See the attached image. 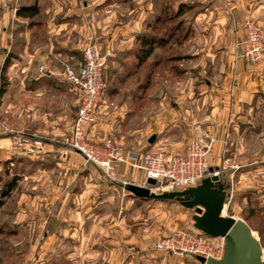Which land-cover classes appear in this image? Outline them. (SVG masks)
Returning <instances> with one entry per match:
<instances>
[{
	"label": "rangeland",
	"instance_id": "374dc122",
	"mask_svg": "<svg viewBox=\"0 0 264 264\" xmlns=\"http://www.w3.org/2000/svg\"><path fill=\"white\" fill-rule=\"evenodd\" d=\"M83 1H78L76 7L78 11L75 15H71L69 20L78 21L76 24L85 27V30L83 33H77L80 36L79 41H74L75 43H72L69 49L59 52L56 49L52 51L49 46L53 36L46 33L45 23L50 21L48 17L39 18V15L38 17L36 15L33 18H26L17 14L20 6L34 3L38 5L41 13L42 5L39 0H0V153L3 150H9L12 154L8 160L0 161L2 179L0 182V200H2L0 264H176L178 259L189 260L190 264H198L193 255L178 257L156 247L160 239L173 233L196 232L193 209L170 201L136 198L130 194L126 188L127 185L122 184V181L106 175L90 164L94 168V174L91 178H87L80 194L70 193L74 187L66 192L61 173L46 169L47 165L42 163L53 162L51 159L40 161L41 169L47 172L45 170L38 172L35 162L38 155H31L26 148L17 147L19 139L23 136L42 135L31 134L25 130L17 131L11 125L15 103L23 102L25 115L30 110L29 97L21 100L15 98V93L21 88L22 91L29 92L33 85V77L43 76L51 72V68L54 67L55 73L76 89L79 110L81 93L68 79L67 68L79 69L84 59L83 50L89 44H97L103 53L108 55L103 76V98L110 84L117 90H122L121 92L134 90L136 87L137 90L150 87L151 96L164 87L163 92L168 106L166 109L169 108L167 110L169 111L171 107L169 101H176V96L180 93L174 86L180 87L182 93L193 92V95H189L191 97L186 95L187 97L180 101L178 109L181 115L177 117L178 125L173 127V133L169 134L165 138L166 141L156 149L142 152L185 150L193 140L198 138L192 136L193 124L201 125L200 136L207 131H211L214 135L215 127L211 125L209 118L206 119L211 110H194L193 106L197 102L195 96L199 92L197 86H200L199 83L203 85L205 83L206 75L203 71L208 70V75L220 77L221 65L218 64L219 62L213 64L211 60L216 53V59L222 60L224 52L219 47L223 48L226 45L222 42L206 44L205 36L209 32L201 29L199 34L194 29L195 14L201 10L200 8L208 7L206 3L195 2V0H149V3H143L142 0H102L101 3H96L97 0H85L89 3L85 7ZM147 4L150 17L140 29L137 46L133 48V51L135 55H138L140 48L145 46L142 39L146 35L162 37L164 44L154 47L149 59L140 60L138 55L140 68L137 71V78L127 81L125 80L127 73L117 75V66L112 63L125 51L122 49L120 53L116 51V47H112L110 41L99 38L93 32L94 24L96 28H101L102 32L105 29H114L116 21L126 23V17L122 19L125 12H140L142 6L146 7ZM114 12L119 13L118 18L112 14ZM253 19L260 26L264 41L263 28L258 20ZM38 20L45 27H43V34H39L37 39L36 46L39 45L40 51L36 50V46H29L30 36L26 34ZM244 21L241 25L242 33L240 35L235 33L237 38L234 36L236 40L230 47L233 49L235 62L245 61L235 52L237 41L245 35L242 28ZM77 37V35L75 38L73 34L71 35L73 40H77ZM206 46V50H200ZM216 48L220 52L216 51ZM59 53L62 55H58ZM205 53H209L210 56ZM199 61L203 64L198 63ZM208 61L212 64L211 67L208 64L210 68L207 67ZM110 72L118 76L116 82L120 80L119 83H108ZM157 80L163 83H157ZM150 104L152 107L153 101ZM206 125H210L212 130L206 128L203 130ZM157 129L158 127L155 126L150 132ZM170 129L167 127L160 131L154 143L159 137L162 139V135H167L172 130ZM3 137H7L8 140L4 141ZM45 140L48 142L47 138ZM221 144L217 140L216 160L213 164L220 168V177L227 178L232 184L223 213L241 218L249 224L261 242L264 258V177L253 169L261 163H254L248 168L250 173L243 177L238 173L237 168L235 169L238 166L236 160L231 158L228 164L223 160L225 150ZM251 144L250 147L253 149L255 144ZM47 145L48 143L46 147ZM260 147L259 150L264 157V139ZM62 149L58 151L60 155ZM12 179L16 182L14 187L3 196L4 183ZM115 181L122 182V187H114ZM76 186L75 191H77ZM150 187L157 192L163 190L157 185Z\"/></svg>",
	"mask_w": 264,
	"mask_h": 264
},
{
	"label": "crops",
	"instance_id": "0c3cea01",
	"mask_svg": "<svg viewBox=\"0 0 264 264\" xmlns=\"http://www.w3.org/2000/svg\"><path fill=\"white\" fill-rule=\"evenodd\" d=\"M79 0H39L41 3V13L39 18L48 17L49 22L43 23L38 20L33 27H30L26 34L29 37V46L34 47L38 43V35L43 34V29L52 37L49 46L56 51L62 52L70 48L74 41H79L80 36L77 33H83L85 27L76 24L78 21H70L69 17L77 13V3ZM102 0L95 1L101 3ZM139 1V0H133ZM143 3H149V0H142ZM117 2V1H112ZM195 2L206 3L208 7H202L195 14L193 26L197 33L201 34V29L209 32L206 37V44L211 42L219 44L226 43L223 48L219 49L224 52L222 60L216 59L213 54L214 62L221 65L220 77L208 75V70H204L206 75L204 85L199 83V92L196 96L197 102L193 104L194 110H211L206 119H210L211 125L215 128L214 136L219 140L223 147V160L226 164L233 158L238 162L237 171L244 177L254 163L260 164L254 166V171L264 177V157L259 150L260 143L264 139V59L256 64L245 61H234L233 49L231 45L234 40L235 33H242L241 25L244 19L253 17L259 21L264 31V0H195ZM85 0L83 6H88ZM211 5V8L209 6ZM149 6H142L140 12L127 11L123 14L126 17V23H114V29L101 31L94 24L93 32L108 42L112 47H116V51H125L115 58L117 75L126 74L125 80L137 78L139 67L138 55H135L133 48L137 46V36L140 29L143 28L144 22L150 17ZM115 18H118V12H114ZM37 15V17H38ZM81 15V13H80ZM101 15V14H98ZM113 16V17H114ZM60 19L59 21H56ZM98 25V23H97ZM44 27V28H43ZM99 27V26H98ZM101 27V26H100ZM78 31V32H77ZM77 35V40H73ZM237 38V36H236ZM35 41V42H34ZM28 43V41H27ZM45 44V43H44ZM230 45V46H229ZM36 46V50L41 49ZM218 48V47H217ZM216 48V51L219 49ZM33 49V48H31ZM123 49V50H122ZM207 46L204 49L206 50ZM212 49V48H211ZM209 49V50H211ZM220 52V51H219ZM210 56L209 53H205ZM58 55H62L59 53ZM220 55H222L220 53ZM56 56V55H55ZM57 58L59 56H56ZM149 59V58H148ZM206 59H211L206 57ZM220 60V61H219ZM122 61V62H121ZM206 61V60H205ZM198 63L203 64L199 61ZM196 63V65H198ZM125 64V65H124ZM212 66L208 61L207 67ZM209 67V68H210ZM116 74L109 73L108 83L116 82ZM163 79V78H162ZM161 83L163 81L157 80ZM176 81V80H175ZM33 85L29 92L22 91L15 93V98L21 100L29 97L28 114H23L24 104L15 103L14 117L12 126L17 131H29L31 134H39L47 138V156H37L36 170L44 171L40 164H46V169L61 173L64 188L70 193L80 194L84 188L87 178H91L94 174L93 166L85 163L84 158L76 151L69 150L63 156L58 151L62 149L60 139L66 134L76 117L79 108V98L76 89L64 81L61 76L55 73V68H51V72L45 75L33 77ZM111 85V84H110ZM108 85L106 89L100 118L96 124L91 127V135L96 141H102L106 138L112 139L125 152L131 149L141 151L156 149L157 146L163 144L165 138L173 133V127L178 125L177 117L181 115L179 108L182 98L186 95H193V92L182 93L180 87L177 88L180 93L176 97V101L170 100V110L166 109V95L162 90H157L153 96L149 92L150 87H143L141 90H117L115 86ZM175 85V84H174ZM191 97V96H189ZM153 101L151 107L150 102ZM168 107V106H167ZM216 115V117H215ZM158 127L156 131L150 132L154 127ZM170 127L171 131L167 135H162V139L158 138L154 143L160 131ZM212 130L211 126L206 125L204 129ZM201 125L193 124L191 131L193 138L199 137ZM200 134V135H199ZM151 136H155L150 141ZM7 141V137H3ZM154 143L153 145H151ZM251 143L255 147L251 149ZM219 147V144H217ZM9 150H3L0 153V161L8 160L11 157ZM51 159L53 162L40 163L42 160ZM215 165V164H214ZM217 166V165H215ZM232 168V166H231ZM47 172V170H45ZM87 172L88 175H87ZM90 176V177H89ZM119 181H127L128 184L144 185V175L141 171L130 168L126 164L120 165V174L116 178ZM119 181H115V185L122 187ZM75 184V185H74ZM80 189V190H79ZM176 264H190L189 260L178 259Z\"/></svg>",
	"mask_w": 264,
	"mask_h": 264
},
{
	"label": "built area",
	"instance_id": "2783aa9c",
	"mask_svg": "<svg viewBox=\"0 0 264 264\" xmlns=\"http://www.w3.org/2000/svg\"><path fill=\"white\" fill-rule=\"evenodd\" d=\"M242 28L245 35L237 41L235 52L247 62H259L264 55L260 26L253 18H248ZM107 57L97 44H89L83 50L84 59L79 69L67 68L68 79L81 93V106L72 126L60 140L64 145L61 155L65 156L69 150L76 151L86 164L94 165L113 178L120 174V165L126 164L143 173L144 185L152 178L163 190H182L198 185L206 176H220V168L213 164L216 160L217 138L211 131L193 140L182 151L125 152L110 138L102 141L93 138L91 127L98 122L103 105V76ZM46 142L42 136H23L17 147L26 148L29 154L40 156L48 152ZM128 183L123 181L125 185ZM223 246L222 237H209L198 230L173 233L156 243L159 250L178 257L193 255L198 264L207 263L200 262L197 256L221 258Z\"/></svg>",
	"mask_w": 264,
	"mask_h": 264
},
{
	"label": "water",
	"instance_id": "95a60500",
	"mask_svg": "<svg viewBox=\"0 0 264 264\" xmlns=\"http://www.w3.org/2000/svg\"><path fill=\"white\" fill-rule=\"evenodd\" d=\"M155 136L150 138L152 142ZM213 172V168L210 169ZM146 185L128 184L127 190L136 198L153 201H170L193 209L194 227L209 237L224 239L221 258L197 256L207 264H264L262 245L249 224L241 219L225 215L224 208L232 184L227 178L210 175L194 186L182 190H161L150 186L156 180L149 178Z\"/></svg>",
	"mask_w": 264,
	"mask_h": 264
},
{
	"label": "trees",
	"instance_id": "16d2710c",
	"mask_svg": "<svg viewBox=\"0 0 264 264\" xmlns=\"http://www.w3.org/2000/svg\"><path fill=\"white\" fill-rule=\"evenodd\" d=\"M39 7L37 4H33V5H25V6H20L19 9L17 10V14L19 16L22 17H26V18H33L36 15H38L39 13ZM149 36V37H148ZM146 35L144 36L142 39V43L145 45L143 47L140 48V52L138 53L140 60H145L147 59L149 56H151L154 47L156 46H162V44H164V39L162 37H157V36H153V35ZM16 180V179H15ZM0 182H2L1 176H0ZM15 181L14 179H12V181H6L4 183V189L5 191H3V196L9 192V190H11L14 185H15ZM2 204V200H0V205Z\"/></svg>",
	"mask_w": 264,
	"mask_h": 264
},
{
	"label": "bare ground",
	"instance_id": "6f19581e",
	"mask_svg": "<svg viewBox=\"0 0 264 264\" xmlns=\"http://www.w3.org/2000/svg\"><path fill=\"white\" fill-rule=\"evenodd\" d=\"M264 259V258H263Z\"/></svg>",
	"mask_w": 264,
	"mask_h": 264
}]
</instances>
